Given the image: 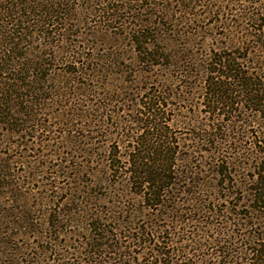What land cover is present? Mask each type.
Wrapping results in <instances>:
<instances>
[{"label":"trees","instance_id":"16d2710c","mask_svg":"<svg viewBox=\"0 0 264 264\" xmlns=\"http://www.w3.org/2000/svg\"><path fill=\"white\" fill-rule=\"evenodd\" d=\"M75 1L78 0H0V145L10 143V137L24 139L12 143L16 146H25L27 137H42L37 134L38 130L49 132L51 126L46 123L57 119L52 116L57 111L54 104L60 106L63 103L58 104L57 99L75 95L90 104V108H82L84 106L78 103L69 107L72 114L66 110L60 113L57 123L65 128L60 142L63 144L60 147L48 141L54 147L51 159L59 156L60 149L78 150L95 159V150L105 151L103 160L98 159L99 164L105 166L108 175H114L122 162L119 168H123V187L133 202H122L118 195L117 202H122V205L118 208L113 203L108 217L99 210L88 213L83 208L92 197L79 179L80 166L74 167L75 171L70 175L62 170L68 169L65 161L55 168L50 161L40 165L38 161H30V156L23 155L20 158L24 162L20 160L19 163H27L28 175L17 176V183L10 179V174H6L11 167L0 164V188L4 190L0 200H5L0 202V264H185L186 260L189 262L186 255L190 250L200 252L207 248H214V251L206 255L203 253V256L210 255L208 261L215 259L217 264H264V0L249 1L246 9L240 8L241 0H221L223 8L230 5L237 7L239 15L229 14L228 11H235L229 8L225 17L220 15L222 19H214L213 26L220 24V28L228 31L229 35H234L232 29L235 24L239 26L244 22L245 26L252 23V28L244 29L243 39L234 46L230 41L232 36L224 33L223 37L228 42L221 50L225 51H211L204 55L193 50L202 27L196 26L193 32L191 29L176 33L170 28L163 30L156 14L145 11L148 10L145 6L147 0H85V6L77 4L74 7ZM130 2L137 4L131 5ZM98 3L102 7H96ZM157 5L160 6V3ZM85 12L98 17L99 22L121 25L122 33L118 35L128 40L134 56L132 61L150 66L149 70L135 71L134 77L149 74V78L160 76L170 83L168 88L157 85L153 91L145 84L146 91H142V85L137 82L141 89H136L131 95L146 93L148 101H144L142 95L139 102L148 116L134 119L138 130L142 131L140 137L128 139L125 135V141L118 143L124 149L123 154L118 155L122 161L114 160L106 147H88L95 138L90 139L87 135L90 131L84 128H93L92 132L97 134L100 130H94L96 123L106 127L108 121L102 119L105 115L94 117V113L111 112L110 103L116 101L114 95L106 96L103 92L105 84L100 80L106 82L116 76L118 72L110 67L121 68L122 65L118 59L121 53L86 59L75 41L68 39L81 34H74L72 27L79 25L80 16ZM218 15L210 9L202 18ZM172 18L170 14L169 22ZM182 18L179 20L181 23H194V19L184 18L182 22ZM196 18L201 17L198 15ZM162 34H167V39L174 41L173 50L170 45L161 44ZM39 36L51 39L42 46L50 47L54 54L41 51L40 43V47L31 45ZM232 49L243 51L242 57ZM255 51L261 52L262 56L257 57ZM57 52L64 54L69 62L62 82L58 81L60 77H50L49 73L53 71L52 62L59 57ZM151 72L154 74L151 75ZM107 74L111 76L107 77ZM56 81L60 84H55ZM98 82L101 85L98 86ZM124 82L127 83L126 80ZM175 82L177 87L173 86ZM132 86L121 88L119 96L129 95L127 91L133 90ZM194 90H198L196 98L201 101L203 112L221 120L219 125L209 127L211 130L203 129L196 120L188 134L190 138L185 139L195 144L192 153L201 155L200 166L211 173V183L209 178L202 181L194 179L199 174L197 167L192 166L191 155L182 154L178 149L179 144L184 146L185 143L172 140L162 125L165 117L160 106L164 96L169 92L193 96ZM100 94L104 96L106 106L96 103L95 96ZM128 99L129 96L124 98L125 102ZM246 109L254 115L250 116ZM45 111L52 113L49 121L41 118ZM229 116L234 119L232 128L224 123ZM254 118L260 122L261 128L249 138L247 126L238 123L245 119L253 121L251 119ZM76 121L80 122L81 134L75 131L78 130L77 124H74ZM116 129L124 130L117 125ZM81 139L88 148L81 149ZM246 140L248 145L244 144ZM41 168L51 176L45 178L46 191L38 192V201L34 206H27V202L21 201V193L18 195L16 192L17 185L21 187L26 181L32 184L33 177L37 178ZM248 169L252 170L251 176L242 173ZM240 171L242 182L238 181ZM59 179L66 180V184L62 185ZM233 179L235 185L230 183ZM235 186L239 187L242 196L235 205L237 211L231 212L229 204L236 198V191L232 190ZM76 192L83 194L76 199H83V208L80 211L82 203H78L80 205L66 209L64 206L68 201H75L73 193ZM178 195L187 197L181 199ZM220 203H227L223 208L229 217L223 213L221 223L208 221V218L217 220L220 217L217 212ZM50 204L56 205L58 210L50 213L40 209ZM145 217L147 222L135 226L137 219ZM161 219L166 222L164 225L158 223ZM71 223L76 227L83 225L88 232L84 237L74 231L75 237L84 240L79 242L80 245L74 246L70 239L67 243L58 239V235L71 232L66 231L67 226L69 230L73 228ZM176 225L185 227L180 229L185 235L176 237V241L182 239L189 244L174 249L171 245L175 242L164 235L174 236L172 230ZM223 225H227L229 231H225L226 227L220 231ZM63 226L66 227L63 229ZM215 227L220 229L214 231V239L208 242L205 238L211 237L210 232ZM167 239L169 242L165 241ZM70 247L72 252L67 250ZM136 248L140 251L136 252ZM136 253L138 262L134 257ZM111 254L114 256L111 257ZM192 256L195 257L194 253Z\"/></svg>","mask_w":264,"mask_h":264},{"label":"rangeland","instance_id":"374dc122","mask_svg":"<svg viewBox=\"0 0 264 264\" xmlns=\"http://www.w3.org/2000/svg\"><path fill=\"white\" fill-rule=\"evenodd\" d=\"M249 1L251 0H241L239 3L242 5L240 6V8L242 7H247V4L249 3ZM102 3V1H100ZM147 3L145 4V6L147 7L148 10H145L147 13L150 12H154V14H156V19L159 20V26L161 29L165 30V29H171L173 30L175 33L177 31H186V30H190L193 32L194 29H196V26H200L202 27L201 31L202 33L199 34V37L197 38L198 40L195 42L193 50L199 52L200 54H209L211 51H214V53H217L218 51H225V50H221V47L223 45H225L228 42L227 38L223 37V34H228V31H224L222 28H220V24H216V26H213V21L214 19H222L220 17V15H223L225 17V13L227 12V9L232 8V10L235 11H228L229 14L232 15H239V11L237 9V7H233L230 5L229 8H227L228 6H226V8H223L222 5H224V2H222L221 0H147ZM214 2V4H213ZM74 3H76L74 5V7H76L77 4L85 6V0H78L75 1ZM153 3H156L155 5H152ZM157 3H160V6L157 5ZM103 4V3H102ZM100 3L97 4L96 7L102 5ZM115 4L119 5L120 2ZM130 4H137V3H132L130 2ZM213 4L212 6H209ZM165 5V6H162ZM102 7V6H100ZM213 10L216 11L217 14H219L218 16H212L209 17V19H203L202 16H204L206 14L207 11L209 10ZM170 14L172 15V17L174 19H177L176 21H174V19L172 18V21L169 22L168 17H170ZM198 15H200L201 18H196ZM184 17L185 19H189L192 20L194 19V23L191 24L190 22L187 23H181L179 20ZM207 17V16H206ZM223 17V18H224ZM184 18H182V22L184 21ZM233 19H236V17H232ZM146 19H149V16H146ZM188 21V20H185ZM79 25H76L75 27H72L74 34L76 33H81L78 34V37H73V36H69L68 39L70 40H74L75 44L78 46V50L81 51L84 55V57L87 59L91 56H99V57H103L105 55H114L115 52L116 54L121 53L120 55H118V59L120 60L121 63V68L117 67V66H112V68L110 67V69H112V71L118 72V74H116V76L114 77H110L111 75L107 74V77H110L108 80L102 81V83L105 84V89L103 90V92L107 94H112L114 95V100L115 103H110V111L107 112H98V113H94V117L97 116H103L102 119H104V121H108V124L106 125V127H102L101 123H96L94 130H100V132H98L97 134L93 133V128H84L85 131H90L88 132L87 135L90 136V139H93L90 142V146L92 149L93 148H98V147H106V149L108 151H110L111 155H113V159L116 161H122L120 159V157H118V155H122L123 154V148L118 144L121 143L122 141H125V135H127L128 139L133 138L135 139L136 137H140L142 131L138 130L137 128V124H135L134 119L138 118V119H143L146 118V116H148V113H146L145 108L143 107V105L141 104V102H139V99H141V96L143 95L142 93L140 94H134L131 95L132 93L136 92V89H141L140 85H142V91H144L147 87H151V91H153V89L160 84L166 86V88L169 87L170 83H168V81H165L163 77L157 76H150L149 78V74L147 75H142L140 77H134L133 73L135 71H140V70H149L150 66L149 65H141V64H135V62H133L132 60L134 59L133 53L131 52L130 48H129V44H128V40L122 38V36H119L118 33H122V27L121 25L114 24V23H109V22H99L98 17H94V15H90L87 12H85L84 14L82 13L80 16V20H79ZM239 26H235L233 25V29H235V31L232 29V32L234 33V35H229L232 36L230 39V41H232L233 46L238 44V41L243 39L244 36V29H251L252 28V23H247V25L244 26V22L243 23H239ZM162 30V31H163ZM242 36V38H240ZM239 37V40H236V38ZM168 35L162 34V41L161 44L162 45H170V48L173 50V46H174V41H170L167 39ZM32 40V39H31ZM33 41V40H32ZM48 41H51L50 38H45L43 39L41 36L36 37L34 42L31 44L33 47H40L41 44V51L46 52V53H50V54H54L53 49H51L50 47H46L43 48L44 44H46ZM53 41L56 42V39H53ZM229 41V42H230ZM40 43V44H38ZM54 44V43H53ZM233 52H237L238 50L236 49H232ZM168 51V50H166ZM239 53V56L242 57L243 55V51H239L237 52ZM123 54V55H122ZM57 56L59 55V57H57V61L52 62V69L53 71H49V73L51 74V76L54 77H60L61 81L64 79L62 76L64 75V71L67 69L68 60H65L66 56H64V54H62L61 52L56 54ZM255 55L257 57H261L262 53L255 51ZM120 56V57H119ZM200 57V56H198ZM52 58V57H51ZM105 59V58H104ZM102 66H103V62H102ZM123 71V72H120ZM155 71H160V70H155ZM141 73V72H140ZM147 74V73H145ZM154 74V72H153ZM151 72V75H153ZM161 74V73H160ZM59 75V76H57ZM137 79H141V81H138ZM127 81V83H125L124 81ZM130 80V81H128ZM58 81H56L55 84H60L57 83ZM67 80H64V82H66ZM132 86L133 90H128L127 93L129 95H123V96H119V92L121 90V88L123 87H127L128 85ZM140 85H138V83ZM146 84V86H145ZM98 86L101 85L100 82H98L97 84ZM175 85V87H177V83L175 82L173 84V86ZM62 86V84H61ZM180 87H178L179 89ZM177 89V91H179ZM122 91V90H121ZM146 91V90H145ZM150 91V92H151ZM197 91L198 90H194V94L193 96H189V95H182V93L178 94H173L172 92H169V94H166L164 96L165 99L162 100V98H160L163 102L161 103L160 109L162 110V112L164 113V119L162 123V125H164L166 127V130L168 132V136L170 135L172 137V140L177 141L178 143H182L184 142V146H182L181 144H179V148L182 154L185 155H191V161H192V166L193 167H197V171L199 175H196V177L194 179H201L202 180H207L209 178H211V173L210 172H206V168L204 169L202 166H200V160H201V155L200 154H194L192 153V149L193 146L195 145L194 143L190 142L189 140H185V139H189L190 138V132L192 131V127L195 123V121H199L200 122V126H202L203 129H210L209 127L213 126V125H219L218 123H221L219 121H221L220 119H216L214 118V116L210 115L211 117H209L208 114L204 113V107L201 105V101L199 99L196 98L197 95ZM125 92V91H124ZM146 93L143 95L144 97H142V99L145 101ZM127 96H129L128 102H125L124 98H126ZM104 96H102V94L100 95H96L95 96V100L97 104H100V106H106V102L103 100ZM183 99V100H182ZM58 100V104L61 103L63 101V103H61L62 105L60 106H55L54 107L57 111H54V114L52 116L57 117V119H51L50 122H47L46 124L50 125V131L49 132H44L41 130H38L37 134H39L40 138L36 139L34 137H27L25 139V141H27L25 146L22 145H14L12 144L13 142H22L24 141V139L22 140L20 137H10V143L5 144V145H0V164H4L7 165L10 168H8L6 170V174L7 175H11L12 180L16 181L17 183H19V180H16L17 176L19 175H28V169L26 164H21L19 163V161H23L20 157H22L23 155H28L30 156V161H38V163L40 165H45L46 162H49L51 164L54 165V167L56 168L57 165H59V163L61 161H65L66 164L65 166L68 167V169H62L63 171L68 172L70 175H72L75 171L74 167H78L80 166V175H79V179L81 180V183L84 184V188H86V191L89 192L90 196L92 197L89 202L90 203H84L82 202L83 199H79L76 200L77 198H80L81 196H83V194L80 193H73L74 195V200L72 202L68 201V204H66L64 207L66 209L76 206V205H80L78 203H82V206L80 205L79 209L81 211V209L83 208L84 204L85 209L83 208V210L87 211L88 213L93 212V211H102V213H104L103 216L108 217L110 215L111 212V207L115 204L116 207H120L122 205L123 201H127L132 203V197L125 191V187H123L124 184V178H123V168H119L120 166H122V162L119 163V167H118V172L115 173L114 175H108L106 173V169L105 166L101 165V163L99 164V160L98 159H102L103 160V155L105 154V151L103 150H95V153L97 152V155L95 156L96 159L94 158V156L92 155H88L86 153H79L78 150L74 151L73 149L71 150H67V149H60L59 150V156H55L51 159V155L54 154V147H51V143L55 146H62L63 143L61 142V139L63 138V134H62V130L65 129L63 125L58 124V117L60 115V113H62L63 110L69 111L70 108L69 107H73L74 104H82L84 107L82 108H90V104H86L83 101H81V99L79 97H76L75 95H70V96H66V97H62V99H57ZM84 100V99H82ZM148 101V100H146ZM65 103V106L63 105ZM139 104V105H138ZM70 105V106H69ZM63 106V107H62ZM241 104L238 106L240 107ZM69 109V110H68ZM125 109V110H123ZM133 109V110H132ZM135 109H138V111H135ZM118 110V112H116ZM245 110V109H244ZM200 111V112H199ZM199 112V113H198ZM247 113H250L249 115L252 116L254 114H252L253 112H251L250 110L246 109ZM52 113L50 111H45L44 114L42 115V119H45L44 121H49V116ZM68 114H72V111H69ZM227 121H225V125H228V128H232V124L234 119H232L230 116L229 118H226ZM253 121H250L249 119H245V120H241V123H238V125H241L242 123L245 124L247 127L246 129H248L249 131V135H255L258 131H260L259 129L260 127V122L257 121L255 118L251 119ZM250 121V122H249ZM80 122L76 121L74 122V124H77L78 133L81 134V127L79 125ZM101 125V126H100ZM116 125L117 127H122L124 128V130H118L116 129ZM205 125V126H204ZM109 126V127H107ZM134 128H137L134 129ZM68 129V128H67ZM208 130V131H210ZM233 130H236L235 128H233ZM241 130V129H240ZM122 131V133H121ZM256 131V132H255ZM44 132V133H43ZM73 132V130L71 131ZM128 132V134H127ZM2 133V131H0V134ZM42 133V134H41ZM66 133V132H65ZM87 132H84V134H86ZM36 134V133H35ZM193 134L195 135L194 131ZM231 134V133H230ZM30 135H32V133L30 132ZM65 135V134H64ZM246 138V137H245ZM244 138V139H245ZM250 138V136H249ZM42 141H44V143H40ZM50 140L51 143H49L48 141ZM84 139L80 140V147L81 149H85L88 148L86 147V145L84 146L85 142L83 141ZM250 140V139H249ZM53 141V142H52ZM182 141V142H181ZM84 142V143H83ZM245 145H248V140H246V143H244ZM206 147V146H204ZM56 152L58 151V149H55ZM192 155H194L192 157ZM51 159V160H50ZM65 159V160H64ZM92 160H94V162L92 163ZM203 161V159H202ZM29 166V165H28ZM59 168V167H58ZM61 170V171H62ZM25 171V174H24ZM37 171V170H36ZM39 173L37 178L33 177V182L31 183H27V179L25 180L26 182L21 185V187H18L19 185H17V194L19 195L21 193V201H25L27 202V206H34L35 203L38 201V192H45L46 189L44 188V182H45V178L46 177H51L48 174V171H46L44 168L39 169ZM242 171V170H241ZM241 171L239 172V178L238 181L242 182L243 181V174L242 173H246L248 176H251L252 174V170L248 169V170H244L242 173ZM54 173H56L55 171H53ZM60 172V168L58 169V173ZM72 177V176H71ZM19 178H21L19 176ZM231 178V177H230ZM51 178H49L50 180ZM214 179H216V177L214 176ZM41 180H43L41 182ZM58 182H60L62 185L66 184V180H58ZM213 182V180H212ZM211 183V180H210ZM231 185H235V180L233 179L230 181ZM238 185V184H237ZM236 188L232 189L233 191H236V198L230 200V209L231 212H236L237 208L235 207V205L240 201V197L242 196V193L239 189V187L235 186ZM4 190L0 188V196L2 195V192ZM50 194H53L50 192ZM128 194V195H127ZM62 194H60L59 196L61 197ZM119 195V197H118ZM119 200L121 199V203L117 202L118 198ZM177 197L184 199L187 196L184 195H178ZM61 199V198H60ZM58 198V200H60ZM88 200V199H87ZM4 202V199H1L0 202ZM10 202V201H9ZM114 203V204H113ZM181 203V202H180ZM125 204V203H124ZM13 207L15 206V203H12ZM227 203H220V208L217 209V212L220 214V217L217 218V220L210 219L208 218V221L211 222H216V223H221L224 219L221 217V215H223V213H225L224 211V206H226ZM60 206V205H59ZM185 207H188V205H185ZM118 208H115L118 210ZM41 210H49L50 213H53L54 209L58 210V208L56 207V205L50 204V206L48 207H40ZM222 210V212H221ZM226 217H229V215L227 213H225ZM147 217L145 218H139L136 220V222H138L135 226L137 225H142L143 222H147ZM158 223H160L161 225H164L166 222L163 221V219L159 220ZM74 223H71V225L73 226V228H71V230H69L68 226H67V230L66 231H71L69 232H65L64 234L58 235V239L65 241L67 243V241L70 239L71 243L74 244H78L80 245L79 242H83L84 240L80 239L79 237H75V232H80L82 233V235H84V237L86 235H88V232L86 231L85 227L83 225H79L78 227L73 225ZM175 224V223H174ZM169 225H172L169 223ZM217 225V224H216ZM66 227V226H65ZM63 226V229L65 228ZM226 227V229H225ZM185 227L182 225H176L175 229H173L172 231L175 233V235H170L168 233H166L164 236L166 238H169L170 240H173V243L171 245V247H174V249L176 247H180L181 245H188L189 243L179 240L176 241V237H181L182 235H185V232H183V230H180ZM231 228V227H230ZM109 229V228H108ZM214 230L210 232V236L207 239L208 242H211L214 237H215V230H219L220 228H213ZM225 231H229V227L227 225H223L222 229H220V231L224 230ZM62 231V230H61ZM64 231V230H63ZM184 233V234H183ZM227 233V232H226ZM69 235V237H68ZM229 235V232H228ZM185 237V236H183ZM169 239L165 240L167 242H169ZM126 242H128L127 240H124ZM75 242V243H74ZM212 246V245H211ZM213 247V246H212ZM72 247H70L69 249H67L68 251L72 252ZM211 249L207 250H202L200 252H196V251H189L190 253L187 254L186 258L189 260V262H187V260L184 262L185 264L187 263H193V264H217L215 259H210L208 261V258L210 257V255L205 256L206 254H211L213 251ZM189 249H187L186 252H188ZM135 251H140L138 250V248L135 249ZM192 253H194L195 257L192 256ZM203 253L205 254L203 256ZM110 254H106V256H108ZM134 257H137V262L138 260V253L134 254ZM199 255V256H197ZM114 256L113 254H111V257ZM197 256V257H196ZM51 259V258H50ZM106 259V258H105ZM202 260V262L200 263V261ZM205 261V262H204ZM208 262V263H207ZM47 264V263H45Z\"/></svg>","mask_w":264,"mask_h":264}]
</instances>
